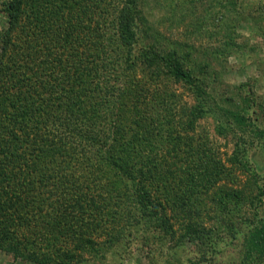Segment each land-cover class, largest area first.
<instances>
[{
	"label": "trees",
	"instance_id": "16d2710c",
	"mask_svg": "<svg viewBox=\"0 0 264 264\" xmlns=\"http://www.w3.org/2000/svg\"><path fill=\"white\" fill-rule=\"evenodd\" d=\"M42 1L48 0H31L32 6ZM71 1L84 8L81 0ZM25 2L0 0L2 252L36 264H69L75 259V253L88 251L95 241L84 236L85 231L79 227L72 231L71 240L75 241L70 249L42 251L36 238L47 237L42 226L45 215L53 217L49 223L53 234L66 236L77 221L81 224L90 221L85 218V211H104L111 200L110 217H103L101 213L96 219L103 218L104 223L110 224L116 222L115 216L120 211L124 215L117 220L112 236L106 234L107 245L130 241L136 234L146 242L144 235L150 230L169 235L172 240L175 231L165 206L170 205L177 211L185 209L189 201L181 189L182 183L187 186L192 182L189 192L197 195L207 193L210 188L207 186H214L217 180L234 181L237 172L246 175L244 185L239 189L221 185L213 191L212 201L222 215L229 218L238 212L243 201H249L252 208L257 209V204L264 199V180L261 181L251 150L264 140V128L260 129L257 123L260 116L254 109L249 112L247 105L244 107L216 95L211 80L204 76L208 65L198 68L191 65L177 42L164 44L161 41V44L157 38L148 39L152 31L142 16L140 0L118 3L113 23L118 46L103 48L105 33L92 30L89 25L82 26L85 34L94 33L95 49L99 45L98 50L102 52V55L95 53V57H99L96 64H104V68L110 64L118 69L117 76L124 71L125 78L128 71L134 74L138 69L144 73V79L147 77L150 84L156 86L159 77L180 83L192 94L193 105L174 111L171 109L174 105L167 103L168 98L174 102V95L166 89L162 93L167 100L157 98L147 105L143 98L150 91L148 85H108L103 89L82 85L84 74L92 76L89 69L92 60L73 50L77 43L82 47L84 42L83 36H72L79 26L77 17L66 13L60 5L53 12V20L57 27L64 29L52 32L47 26L37 25L39 29L20 44L14 37ZM152 2L169 4L174 10L176 0ZM38 47H43L40 58H37ZM65 49L70 53L63 55ZM59 65L65 71H56ZM81 67L80 71L76 70ZM75 71L79 72L75 74ZM75 75L81 85L62 84L77 79ZM63 76L65 79L61 80ZM207 116H216L214 131L225 143H231V152L224 159L220 158L216 144L207 136L199 135L203 139L196 147L198 162L188 165L191 169L188 173V169H184L185 182L177 181L175 171L166 164V157L176 158L181 145L187 151L194 148L192 143L199 121ZM161 151L163 154H159ZM168 181L171 188L167 187ZM159 187L161 199L153 195V190ZM98 224L89 222L85 228L91 233ZM181 227L183 231L177 236V243L195 244L198 258L194 264L204 263L208 253L215 256V252L221 250L217 228L212 232L195 224ZM224 228L225 235L237 240L233 224L225 222ZM241 244L238 264L264 262V222L257 219L248 227Z\"/></svg>",
	"mask_w": 264,
	"mask_h": 264
},
{
	"label": "rangeland",
	"instance_id": "374dc122",
	"mask_svg": "<svg viewBox=\"0 0 264 264\" xmlns=\"http://www.w3.org/2000/svg\"><path fill=\"white\" fill-rule=\"evenodd\" d=\"M119 1L81 0L80 3L84 8H79V5L72 4L71 0H68L69 4H66L67 0L42 1L37 6H32L31 0H26L20 27L15 32L14 40L22 44L27 39L26 36L32 35L33 31L39 29L37 25L47 26L52 32L64 29L62 26L60 28L57 27L56 22L53 20V12L62 5L66 13L77 17V23H79L72 36H83L82 39L85 42H82V47L77 43V47L73 50L77 54L87 57V60H92L89 67L92 76L84 74V80L81 81L82 85H95L97 89H103V87L108 85H148L150 91L143 98V100H147V105L157 101V98L167 100L166 95L162 93L165 89L168 93L174 95V102L169 98L167 100L168 104L174 105L171 107L174 111H177L182 106L193 105L194 98L192 94L180 83L159 77L158 86H156L150 84L147 77L144 79L142 76L144 73L138 69L135 70L134 74L128 71L126 73L127 78H125L124 71H121L120 75L117 76L115 72L118 69L113 68L110 64L106 65L105 68L103 67L104 64H96L95 61L99 57L97 59L95 53L102 55V52L98 50L99 45L95 49L92 39L94 33L85 34L82 26L84 24L89 25L92 30L105 33L102 42L103 48L109 47L111 49L113 46H118L115 40L113 23ZM140 1L142 4V16L146 19L147 25L152 31V35L148 39L151 37L157 38L164 44L175 41L181 47V52L188 55L191 65L195 64V67L198 68L202 64H207L208 67L205 68L204 76L211 80L212 84L210 85L213 86L214 93L216 95L219 94L222 99L228 98L234 103L241 104V106L246 107L247 105L249 112H253L252 109L256 110V113L260 116L257 120V123L260 124L259 128H264V0H176L174 10L170 9L169 4L158 5L156 2L153 3L152 0ZM42 3L44 5L41 6ZM78 36L75 37L77 38ZM138 45L139 43L136 46ZM42 48L38 47L36 51L38 54L37 58L41 57L39 54H41ZM11 52H14V50ZM68 52L69 50L65 49L62 54L67 55L70 53ZM187 52L189 53L187 54ZM113 54L115 55V53ZM81 69L82 67L76 68L79 71ZM57 70L65 71L60 65ZM79 71H75V74ZM62 79H65L64 76ZM69 81L62 84L81 85L78 82V76L77 79L71 81L72 83H69ZM156 89L158 91H155ZM152 92L156 96L152 95ZM243 98L248 100L243 101ZM222 103L223 100L221 101ZM214 117L216 118V116ZM214 117L207 116L199 121V128L194 135V143H192L195 146L194 148H190L187 151V148L181 145L176 158L173 156L166 157V164H169L177 175L175 180L185 182L187 173L191 170L188 165L193 166V163L198 162L196 147L199 141L203 139L199 135L207 136L210 141L216 144L217 154L220 158L224 159L231 152V143H227V141L225 143L214 131ZM263 142V139L260 140V143L255 144L251 150L261 181L264 180ZM159 154H163L162 151ZM184 169H188L187 173ZM245 179V174L237 172L235 173L234 181L217 180L214 186H207V188L210 187L207 193L202 192L197 195L196 192L191 194L189 192L192 182H189L187 186L182 183L181 189L184 190L183 192L187 195V200L189 201L185 209L177 211L172 210L169 207L170 205L165 206L166 214L171 216V227L175 231V237L172 240L169 235L163 236L162 233L150 230L144 235L146 242H142L136 234L130 241H125L124 243L119 241L116 246L107 245L106 234L112 236L117 220L124 215L123 211H120L115 216L116 222L110 224L104 223L103 218L96 219V215L99 216L98 214L101 213L103 217L105 215L110 217V211H113L111 200L109 207L106 206L104 211L96 209L85 211L84 216L90 221L82 220L83 225L80 220L77 221L76 224L71 226L73 228H69L66 236L56 237L52 232L53 230L49 229V223L52 222L53 217L52 215H45L46 220L42 226L45 228L47 237L45 239L38 237L36 242L40 243L42 251L45 249L58 250V248L70 249L75 241L71 240L72 231L78 230L80 227L82 231H85L83 235L92 238L95 241V245L86 252L75 253V259L69 261V264H194L196 263L195 259L198 258L195 257L197 256L195 244L189 241L177 243V236L183 231L181 225L195 224L205 229H211L212 232L217 228L220 231L217 239L222 245L221 250L217 253L215 252V256L208 253L206 261L199 264H238L242 251L241 240L245 230L255 224L257 219L264 222V199L263 202L257 204L256 210L252 208L253 205L249 201H243V204H239L241 207L238 212L229 218L222 215L218 206L212 201L211 195L221 185L231 189H239L244 185ZM51 186L49 185L48 187ZM167 187L171 188V181L167 182ZM153 195L160 199L163 197L160 187L157 190H153ZM233 213L235 212L233 211ZM89 222L93 224L99 223L98 226H94L91 233H88L89 228H85L87 224L89 225ZM225 222L233 224L234 228L232 230L237 240L230 239L228 235L224 234ZM222 227L224 230H221ZM58 239L59 241L56 242ZM60 262L64 261L61 260ZM0 264L36 263L28 259H16L0 250ZM261 264H264V262Z\"/></svg>",
	"mask_w": 264,
	"mask_h": 264
}]
</instances>
